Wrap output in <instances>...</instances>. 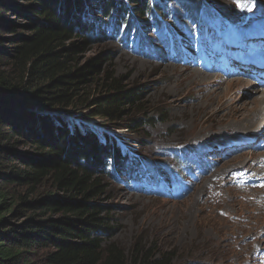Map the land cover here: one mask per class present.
<instances>
[{
	"label": "trees",
	"instance_id": "obj_1",
	"mask_svg": "<svg viewBox=\"0 0 264 264\" xmlns=\"http://www.w3.org/2000/svg\"><path fill=\"white\" fill-rule=\"evenodd\" d=\"M166 11L160 0H0V264H173L171 252L111 242L115 209L103 181L138 180L145 162L88 122L127 119V107L141 108L144 85L105 76L86 97L106 53L75 62L93 42L133 37L146 51L140 26L163 28ZM9 12L24 22L12 26ZM145 116L112 127L153 125Z\"/></svg>",
	"mask_w": 264,
	"mask_h": 264
},
{
	"label": "rangeland",
	"instance_id": "obj_2",
	"mask_svg": "<svg viewBox=\"0 0 264 264\" xmlns=\"http://www.w3.org/2000/svg\"><path fill=\"white\" fill-rule=\"evenodd\" d=\"M15 1L19 5L26 3V0ZM189 1L195 8L188 5ZM262 2L264 3V0ZM160 3L166 5L167 11L165 16L159 17V23L166 27L158 30L154 28L156 25L140 26L139 37L148 39L151 44L147 45L146 51L143 50L142 44H137L132 37L127 43L112 40L105 43L93 42L78 50L75 55V62L83 65L100 53H106L100 64L99 73L89 79L91 84L84 87L83 95L86 97L96 92L105 76L121 77L127 87L144 85L142 94L144 98L137 104V107L141 106V108L133 110L127 107L126 111L130 113L127 119L113 122L93 118L88 121L99 128L106 127V131L118 137L116 140L119 144L145 162L146 171L141 172L138 180L135 178L118 182L111 177H105L103 181L106 184V195L102 196L104 202L112 204L115 209L113 224L115 234L110 240L126 252L138 242L140 246L150 248L152 251L171 252L175 257L173 264H202L201 261L207 264H247L248 261H235V259L243 256V253L239 252V248L243 246L255 256L257 246L264 236V213L258 212L259 219L251 218L248 221L247 226L243 228L240 236L242 241L239 245V237L235 234L240 233V229L229 224L227 218L219 216L216 209L202 205V199L209 197L211 192L200 191L209 188L210 183L215 181L220 187L235 188L227 175L229 170H225L224 174L220 171L213 177H206L187 197L185 196L190 185L198 181L196 175L201 172L203 174L204 169L223 168V164L226 168L225 165L238 162L240 159L237 158H243H234L236 153L252 150L239 143L232 144L230 147L235 149L232 151L233 158L220 166L224 158H230L227 151L223 158L217 152H213L211 143L200 145L186 141L207 134L198 131L210 132L217 136L232 125H238L231 117L222 115L231 113L233 103L230 108L214 113L216 116L212 115V118H222L216 123L220 124L219 126L210 123V120L202 122L205 114L200 117L201 110L208 100L214 101L225 95L226 84L221 86L226 81L223 79L240 77L241 72L252 71L249 65L250 57L264 55V46H257V40L250 41L247 37L242 39L244 35L229 40L234 43L229 46L228 51H222L220 55L208 45L209 38L219 40L211 35L212 32L217 31L218 26L227 27L224 29L229 31L234 27L237 31L238 23L244 20V2L160 0ZM23 15L19 12H9L8 17L13 21L12 26L23 23ZM145 19L151 20L149 17ZM15 28L20 32L18 27ZM124 28L125 25L122 26V32ZM197 31H200L199 38L204 45H208L210 51L205 63L200 58L192 57L195 52V40L198 37ZM218 34L221 35L216 33ZM4 35L9 36L8 33ZM10 35L14 36L13 33ZM262 41L264 42V35ZM170 42H173V49L170 48ZM219 56L223 60L222 63L218 61ZM229 59H234L233 65L224 67ZM140 61H146V65L140 66ZM208 67L210 69L206 71ZM191 69L216 74L218 77L208 81L199 78L193 81ZM237 71L241 72L234 75ZM252 73L257 80H264L260 71L256 70ZM218 80L222 82L220 87H216L215 84ZM251 87L249 84H239L237 91H228V97L224 96L225 98L220 102L249 101L259 92L264 91L263 88L256 93V90L252 89L254 87ZM81 109L85 108L81 107ZM146 113L155 119L153 125H144L137 131L128 130L125 126L112 127L129 123L132 116L144 118ZM257 113L258 111H252V117L256 118ZM58 114H62V117L66 116L64 113ZM262 132L264 127L251 137L254 138L257 149L263 148ZM21 142L17 147L21 151L29 150L28 146L21 145ZM185 154H187L185 163H182L180 157ZM262 175L264 176V171ZM250 181L249 185L258 182L256 179ZM234 190L246 201L248 199L251 207L262 206L260 198L264 195V188ZM168 198L173 200H166ZM242 206L243 204L239 202V211L243 209Z\"/></svg>",
	"mask_w": 264,
	"mask_h": 264
},
{
	"label": "bare ground",
	"instance_id": "obj_3",
	"mask_svg": "<svg viewBox=\"0 0 264 264\" xmlns=\"http://www.w3.org/2000/svg\"><path fill=\"white\" fill-rule=\"evenodd\" d=\"M237 1L244 2L245 7H244V14H243L244 20L238 23L236 32L241 35L249 34V33L251 34L262 33L264 31V3L262 2V0H256V1L249 0V2L247 0H237ZM235 30L236 28L234 29V27L231 28L230 31L228 30L229 31L227 33L228 39L231 41L234 40L232 39V35L234 34ZM145 62L140 61L139 65L145 66L146 65ZM191 70H192V74L194 77L193 81L194 79H197V78H199L202 81L203 80L208 81V80L216 79L218 77L216 74L204 73L197 69L195 70L191 69ZM240 72L241 71H237L236 73H234V75ZM252 72H256V70L241 72V76L236 77V78L234 77L225 78V79L221 78L223 80H226L225 83H222L221 81L218 80V82L215 83L216 87H220L221 83H222L221 86L226 84V87L224 88L225 97H228V91L229 92L233 90L235 91L239 84L241 85L249 84L250 86L254 87V88L252 87L251 88L255 89L256 93H258L259 92L258 90L261 91V89L264 88V80L258 81L256 78H254V74ZM241 87H245V86H241ZM224 96L214 101L208 100L205 103V107H202L201 115H200V117H202V115L205 114V118L202 119L203 120L202 122H206L210 120L209 121L210 123H213V124L215 123V125H217L216 123H218L220 119L222 118H212V115L214 113L215 114L219 113L221 110H226L227 108H230L233 103V108L231 109V113H223V114L221 113V114L231 117L232 120L238 123V125H232L230 128L218 134L217 136H215L214 134L210 132L208 133V132L198 131V133H207V134L206 136L191 139L186 142H194L200 145L211 143L212 148H214L213 152L214 153L217 152L223 158H224V155H226L225 152L227 151L229 153L230 158L229 159L224 158L223 161H221L220 166L224 162H227L230 159H232L233 157L234 158L243 157V158H237V159H240L238 162L225 165L227 166L226 168H224V164H223V168L219 167V168H212V169L210 168L206 170L204 169L203 174L201 172L200 174L196 175V178L198 179V181L190 185V187L188 188L189 191L187 192L185 197H187L198 186V184L202 180H205L206 177H213L217 172H220V171H222L224 174L225 170H229V173L227 175L230 178V183L236 189L249 190V189L264 188V176L262 175V172L264 171V144H263L262 149H257L254 138H251L254 134L257 133V131H260L264 127V112H263L264 111V91L259 92V94L255 95L251 100L241 101L240 103L238 102L234 103L232 100H225L223 101L224 103L220 102L223 98H225ZM228 102H231V103L228 104ZM224 104L226 106H224ZM214 110L215 112H212ZM252 111H258L256 118L252 117L251 115ZM219 125L220 124H218L217 126ZM237 126H241V127H237ZM113 133H116V132H113ZM262 133L264 134V132ZM235 143L242 144L243 147L247 146L252 151L242 150L236 153V156L234 155L233 157H231L232 151L235 149L233 147H230V145L235 144ZM186 156L187 154L180 157L181 161H185ZM231 161L233 162L234 160H231ZM250 179H256L258 180V182L254 185H249V183L251 182ZM234 189L231 186L220 187L219 184L214 181L210 183L209 188L203 189L200 192L201 193L202 191L208 192L210 190L211 195L209 197L202 199V202H203L202 205H207L208 207L216 209L218 211L217 214L219 216H223V218H227L229 221L227 222L229 224L236 226L237 229H240L239 230L240 233L235 234L236 237H239L238 242L240 245L242 241L240 236L242 234L243 228L247 226L248 221L251 218H254V219L256 218L255 220L259 219L260 215L258 212L264 213V195H262L260 198V203H262V206L257 205L255 207H251L248 204L249 203L248 199L246 201L245 199H243V197H240ZM166 200H173V199L168 198ZM239 202L242 203L244 206V207L242 206L243 209H241L240 211L238 209ZM215 219H216V216H215ZM239 250H240L239 252L243 253V256L238 257L237 259H235V261H248L247 264H264V236L260 240V245L257 246V250L255 251V256L250 254L248 248H246L245 246H243L242 248H239ZM201 263L207 264L206 262L204 263L202 261Z\"/></svg>",
	"mask_w": 264,
	"mask_h": 264
},
{
	"label": "clouds",
	"instance_id": "obj_4",
	"mask_svg": "<svg viewBox=\"0 0 264 264\" xmlns=\"http://www.w3.org/2000/svg\"><path fill=\"white\" fill-rule=\"evenodd\" d=\"M89 123H90V122H89ZM105 130H106V129H105ZM108 133H109L111 136H112V135H114V134H112L111 132H108ZM112 137H113V138H114V140H115L117 136H116V135H114V136H112ZM115 141L117 142V140H115ZM117 143H118V142H117Z\"/></svg>",
	"mask_w": 264,
	"mask_h": 264
}]
</instances>
